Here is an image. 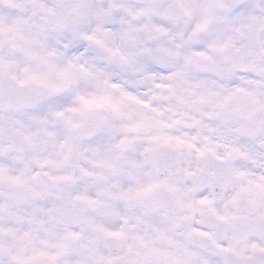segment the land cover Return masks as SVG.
<instances>
[{"label": "clouds", "instance_id": "1", "mask_svg": "<svg viewBox=\"0 0 264 264\" xmlns=\"http://www.w3.org/2000/svg\"><path fill=\"white\" fill-rule=\"evenodd\" d=\"M0 264H264V0H0Z\"/></svg>", "mask_w": 264, "mask_h": 264}]
</instances>
